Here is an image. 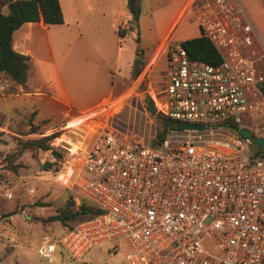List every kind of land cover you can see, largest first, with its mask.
Wrapping results in <instances>:
<instances>
[{
    "label": "built area",
    "instance_id": "2783aa9c",
    "mask_svg": "<svg viewBox=\"0 0 264 264\" xmlns=\"http://www.w3.org/2000/svg\"><path fill=\"white\" fill-rule=\"evenodd\" d=\"M193 17L220 61L166 41L165 112L151 99L169 120L250 135L180 128L153 146L98 129L77 175L78 192L101 211L59 239L75 259L115 240L120 264H264V147L252 153V136H264V40L240 0H202Z\"/></svg>",
    "mask_w": 264,
    "mask_h": 264
},
{
    "label": "rangeland",
    "instance_id": "374dc122",
    "mask_svg": "<svg viewBox=\"0 0 264 264\" xmlns=\"http://www.w3.org/2000/svg\"><path fill=\"white\" fill-rule=\"evenodd\" d=\"M62 1L68 18L77 15L68 5L69 2ZM76 1L80 7L98 2L102 8L104 0ZM111 1L110 9L113 4L118 6L122 2L121 9L126 10L125 0ZM242 1L264 40V28L253 13L256 10L255 14L264 18V0ZM138 2L142 13L136 24L137 32L132 33L130 29L134 26L129 25L128 20L129 27H120L124 32L128 30L127 37H124L119 46L116 29L118 25L125 23L124 15L123 20H117V16L113 19L112 15H106L105 10L104 14L97 12L99 21L91 22L90 31L86 25L92 11L82 20L84 30L86 29L83 30L86 32L85 36L90 33L91 36L88 37H91V41L95 36L102 43L106 59L103 63L107 72L113 70L115 79L122 81L114 89V98L120 95H117L118 90L125 93L123 98L118 99L121 101L109 109H106L105 103L102 104V114L91 113V120L83 116L87 123L79 124L76 112L59 98L60 94L54 86L55 80L51 82L49 78L52 75L49 63H46V68H43L41 62H38L39 67L34 65L32 68L30 65L29 78L23 85L15 84L7 74L0 72V264H14L17 260L21 264L121 263L125 246L120 244L119 248L114 247L117 245L115 240L93 245L79 259L71 257L59 240L67 225L58 220L49 222L46 219L69 205L71 197L75 206L79 203L78 189L81 180L77 174L84 149L97 132L98 126L112 125L122 132L128 130L137 138L152 141L153 135L164 125L160 114L145 115L142 112V102L147 103L151 91L156 106H160L162 112H165V49H162L156 62L148 69L147 61L169 29L162 45L166 41H181L195 36L199 25L193 17L192 6L179 15L181 0ZM81 14L83 13L79 16ZM258 49L259 52L263 51L261 46ZM139 64L141 69L135 74ZM121 103L123 106L120 108ZM85 112L87 110L80 115ZM89 127L93 129H88ZM32 128L36 131H32ZM54 131L59 133L49 139L51 147L36 150L24 148L15 159L20 163L17 171L6 167L5 154L17 151L24 139ZM52 149L60 152V155H54ZM46 160L54 161V165L44 167ZM56 165L59 167L55 168ZM9 212L12 213L7 215ZM48 244L52 248H47Z\"/></svg>",
    "mask_w": 264,
    "mask_h": 264
},
{
    "label": "crops",
    "instance_id": "0c3cea01",
    "mask_svg": "<svg viewBox=\"0 0 264 264\" xmlns=\"http://www.w3.org/2000/svg\"><path fill=\"white\" fill-rule=\"evenodd\" d=\"M66 1L69 2L68 5H70V8L74 10L77 15H73L68 18L64 9L63 1L59 0L64 16L62 22L46 24L41 20L25 21L13 31L12 46L19 52L28 54L30 56L32 68H34V65H37L39 67L38 62H41L40 64L43 66V68H46L48 66V64L46 63H49L51 65L52 75L50 74L49 78L51 82L55 80L54 86L56 87L57 92L60 94L59 98H61L71 110H74L76 112L75 117L78 116L77 118L79 119V124H82L85 122L87 123V120H91V117H89L90 115H92L91 113H94L95 115H97L98 113L102 114V104L105 103L106 109H109L117 102H120L121 100L118 99L123 98L125 94H123L124 91L118 90L117 95H120L114 98L113 95L117 88L116 86L120 85L122 81L120 79H115V72L113 70L111 72H107L105 63H103V61H105L106 59L104 50L102 48V43L95 36L94 40L91 41V37H88L91 36L90 33L87 34L88 36H85L86 32L84 33V31L86 29L84 30L85 27H83L82 25V20L88 13L92 11L89 14V21L86 25L87 30L90 31L91 22L99 21L97 12L102 14L105 10L106 15H112L113 19L115 18V16H117V20H123L124 18H126L125 23L118 26L128 27V20L131 18V13L127 7V0H125V11L121 9L122 2H119L120 5L118 6L117 4H113V8L110 9L112 3L111 0H102V8L98 2H95L94 4H87L85 6L83 5L82 7H80L76 0ZM201 1L202 0H181L179 15L185 12L190 6L194 7ZM240 2L243 1L240 0ZM80 13L83 14L79 16ZM141 13L142 12L140 10L139 16L141 15ZM253 13L259 20L260 25L262 24L264 28V18H260L261 16L256 15V10H253ZM251 18L254 21L252 16ZM254 24L256 25L255 21ZM130 30L132 31V33H136L137 27L134 26ZM75 31H77L78 33ZM126 31L124 32V36L120 37L118 35V46L121 45L120 43L122 42L124 37H127ZM169 32L170 29L152 51L150 58L147 61L146 69L152 67V65L158 59V54H160L162 51V42L166 39ZM259 32L261 34V31ZM199 34L200 30L196 35ZM256 45L259 46V43H256ZM116 53H118V48L116 50ZM139 71H137L135 74H137ZM51 77H53L54 79ZM122 103L120 105V108L123 106ZM144 105H146V108ZM85 110H87V112L80 115V113ZM142 112L145 115L150 113L148 101L147 103L142 102ZM157 113L161 115L162 119L163 115L158 110ZM83 116H85V118L87 119L86 121L83 120ZM102 127H107L114 130L120 135V137L124 139H140L142 141L150 143L153 146H159L161 142L157 140L156 134L153 135V139L152 141H150L144 140L142 138H137L134 135L130 134L128 130L122 132L112 125H100L98 126V129ZM88 129H93V127H89Z\"/></svg>",
    "mask_w": 264,
    "mask_h": 264
},
{
    "label": "trees",
    "instance_id": "16d2710c",
    "mask_svg": "<svg viewBox=\"0 0 264 264\" xmlns=\"http://www.w3.org/2000/svg\"><path fill=\"white\" fill-rule=\"evenodd\" d=\"M139 0H127V7L131 13L129 25L136 26L140 14ZM64 19L63 11L59 0H0V72L8 75L15 84H25L28 78V70L31 65L30 56L14 49L12 46L13 31L25 21L41 20L46 24L60 23ZM128 25V27H129ZM131 26V27H132ZM120 37L124 36V30L117 28ZM139 36H137V39ZM181 44L186 49L190 58L204 60L211 64H217L220 61V55L211 41L199 34L181 40ZM141 65L135 71H139ZM260 87L264 93V81L260 83ZM13 90V89H12ZM169 130L167 124H164L159 132L156 133L157 140L161 141L165 133ZM32 131H36L32 128ZM58 131L51 132L46 135L35 138H26L22 141L17 151L6 153L4 161L6 167L12 171H17L20 166L15 159L24 148L38 149L49 148V139L58 135ZM261 147L252 145V153L257 154L261 151ZM54 155H60L55 149H52ZM44 167H52L54 161H44ZM59 166L56 165L55 168ZM101 209L92 201L80 195L79 203L75 206V202L71 197L69 205L47 216V221H60L67 225L66 228L72 227L78 220L89 217L100 212ZM12 212L7 213L9 215ZM76 219L74 222L71 220ZM14 264H20L16 261Z\"/></svg>",
    "mask_w": 264,
    "mask_h": 264
},
{
    "label": "water",
    "instance_id": "95a60500",
    "mask_svg": "<svg viewBox=\"0 0 264 264\" xmlns=\"http://www.w3.org/2000/svg\"><path fill=\"white\" fill-rule=\"evenodd\" d=\"M148 107L152 115H155L157 113L156 107L151 98L148 99ZM162 122L164 124H167L169 129H180V128L198 129V128H203L205 126H224V127H229L235 131H240L242 134L246 136L250 135V130L248 128H239L238 125H234L230 123L204 124L201 122H190V121L178 122L174 120H168L165 116L162 117ZM252 137L256 146L264 147V136L253 135Z\"/></svg>",
    "mask_w": 264,
    "mask_h": 264
},
{
    "label": "flooded vegetation",
    "instance_id": "af4514ba",
    "mask_svg": "<svg viewBox=\"0 0 264 264\" xmlns=\"http://www.w3.org/2000/svg\"><path fill=\"white\" fill-rule=\"evenodd\" d=\"M149 98H151V97H149ZM149 98H148V99H149Z\"/></svg>",
    "mask_w": 264,
    "mask_h": 264
}]
</instances>
